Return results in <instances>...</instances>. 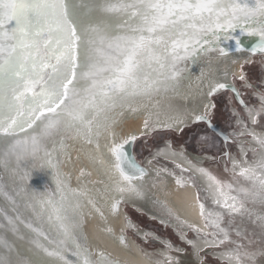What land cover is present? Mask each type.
<instances>
[{
	"label": "snow or ice",
	"instance_id": "obj_1",
	"mask_svg": "<svg viewBox=\"0 0 264 264\" xmlns=\"http://www.w3.org/2000/svg\"><path fill=\"white\" fill-rule=\"evenodd\" d=\"M96 7L104 13L127 17L124 26L128 27V33L101 34L97 28L83 26L76 0H0V133L23 132L37 121L43 129L37 136L16 140L12 148L17 156L35 155L40 150L41 139L54 131L63 132L67 137L73 133L81 135L99 147L102 131L114 123L107 113L117 106L118 100L131 101L150 95L176 81L182 76L177 67L181 61H195L201 53L218 51L220 56L227 55L224 48H218L222 43L219 33L235 31L241 22L251 35L259 38L252 51L264 52V0H102ZM91 33L98 38L96 51L100 58L85 57L83 62H78L80 43H97ZM240 79L243 81L245 77L242 75ZM246 87L254 86L246 84ZM219 90H230L239 97L236 88L226 82L211 84L208 94ZM253 95L257 97L258 107H249L243 99L239 102L247 119L256 125L258 119H264V88L254 90ZM205 119L206 114L195 116L197 121ZM240 123L245 130L239 134L251 136L261 153L258 160L246 166L233 161L234 169L239 168L236 174L251 182V189L240 191L264 201V135L247 131V124ZM145 127H148L147 121ZM135 139L129 136L110 148L112 167L124 182L117 184L116 190L120 193L137 192L133 181L147 175L126 149ZM241 150L247 155L243 147ZM256 151L252 149L253 153ZM55 166L58 171V162ZM200 171L207 176L209 186H215V203L233 213L243 209L244 205H237V197L230 194L231 185L225 193L220 181L205 170ZM63 185L58 176V189L63 190ZM32 200L41 219L47 215L49 221H55L52 238L44 237L54 247L43 249L56 258L52 264H107L104 253L93 257L78 242L81 238L76 227L78 205L68 196L62 195L56 200L41 195L32 196ZM112 207L113 211L118 210L119 202ZM200 210L205 216V225L215 230L213 235L221 237L218 243L231 242L229 231L221 226L222 215L206 212L203 204ZM258 219L264 223V217ZM33 231L38 232L39 225ZM69 249L75 260L67 259L65 253ZM225 256L229 264L233 261L245 264L253 258L252 253L241 251L240 247Z\"/></svg>",
	"mask_w": 264,
	"mask_h": 264
},
{
	"label": "bare ground",
	"instance_id": "obj_2",
	"mask_svg": "<svg viewBox=\"0 0 264 264\" xmlns=\"http://www.w3.org/2000/svg\"><path fill=\"white\" fill-rule=\"evenodd\" d=\"M101 2L102 0H76L83 26L97 28L101 34L105 32L111 35L127 34L129 29L124 26L127 17H118L98 10L96 5ZM90 35L93 39H97V43H80L77 49L78 62H83L85 57L100 58V53L96 51L98 38L95 33ZM241 35L253 36L249 29L244 32L237 30L236 33L228 36L232 41ZM229 39L226 40L229 41ZM263 55L264 53L252 55L245 52L228 55L229 60L232 59L234 64L227 66L222 73L228 78L230 73L239 77L241 62L237 58L244 59L245 57ZM195 62L199 64L197 59ZM47 72L50 73L51 70L49 69ZM211 78L201 70L195 78L190 79L187 74L180 79L184 86L192 83V88L186 97L187 102L183 105L196 106L193 116L188 112L182 120L175 116L167 117V114L162 115L160 113L167 107H175L173 102H178L177 100L156 102L157 104L149 101L150 103L141 109L133 108L131 105L128 108L124 107V104L117 103L119 106L107 113L108 116L112 117L114 123H110L107 130L102 131L98 138L99 147L96 146V143H88L81 135L73 133L71 137H67L63 132L54 131L52 135L44 136L41 139L40 150L35 155L17 156L12 148L16 140L37 136L43 130L40 127L41 122L37 121L31 128L26 127L23 132L17 130L13 135L0 133V169L2 172L0 173V264H52L56 259L43 250L44 248L51 250L54 247L44 237L52 238V234L56 231L55 221H49L47 215L43 216L42 219L37 215V206L33 202L32 196L40 197L43 195L45 198L53 197L60 200V189L57 187L58 176L64 181L63 187L70 193L69 199L78 205L76 227L81 237L78 242L82 243L92 253L93 257L98 254V251H104L120 264H158L156 261L144 258L132 241L128 242L130 243L128 245H121L118 242L116 235L120 234L119 230L125 228L123 213L120 209L121 206L116 211H113L112 207L117 201L130 205H142L144 196L150 192L148 189L154 188L151 187L154 184L148 178L150 177L149 169L151 172L161 171L163 181L159 186L160 188L157 189L161 198L172 206L180 220L197 228L203 227L197 189L187 177H181L186 174L183 164L180 165L172 161L177 167L181 166L178 171L181 173L179 176L175 175L176 172L173 170L168 171L167 167L160 169L158 164L152 160H147L146 164L138 161L146 169L147 175L140 180L133 181L137 187V192L120 193L116 190L117 184L124 182L112 167L113 157L110 148L114 143L122 142L129 136L147 133L152 128H169L177 132L183 126L195 121L196 115L206 114L210 109L207 93L209 86L213 84ZM228 78L223 82L232 84ZM45 79H47V75ZM69 87L72 86L69 85ZM79 91L80 88L77 87V92ZM200 103L201 105H198ZM144 109L154 117L147 122L148 128L142 122ZM132 112L136 113L134 117L127 119ZM159 113L161 116L156 118L157 115L154 114ZM45 115L50 114L45 113ZM45 153L50 154V156H46ZM168 154L172 153L168 152ZM241 155L244 160V153ZM57 162L58 171L55 166ZM83 162L85 163V171L90 175L89 180L92 181L95 178L97 180L94 185L90 184L91 182L86 184L88 188L86 187L85 190L87 191L82 189V179L75 177L77 167L82 166ZM178 180L180 183H177ZM69 213H71V209H69ZM105 223L112 230L110 234L106 232V228L104 229ZM29 224L32 227H28ZM38 225L39 231H33V228ZM65 255L69 260L76 259L72 255L71 249Z\"/></svg>",
	"mask_w": 264,
	"mask_h": 264
},
{
	"label": "rangeland",
	"instance_id": "obj_3",
	"mask_svg": "<svg viewBox=\"0 0 264 264\" xmlns=\"http://www.w3.org/2000/svg\"><path fill=\"white\" fill-rule=\"evenodd\" d=\"M241 28H244V31L249 29L241 22L235 30L241 31ZM229 31L233 32L231 29ZM229 31H221L219 33L222 43L218 44V48H221V45H227L228 43L226 42L231 41L229 39L230 36H228ZM224 33L227 35L225 36ZM226 39H229V41ZM245 58H237L241 62L239 65L240 76L237 77L235 74L230 73L228 78L222 73L227 66L234 64L232 59L229 60L228 55L220 56L218 51L201 53L196 58L199 64H196L197 62L192 59L181 61L178 64L177 67L181 71L182 76L176 81L168 83L167 86L160 87L159 90L151 92L150 95L136 97L137 99H133L135 102L133 100H123V103V101L119 100L117 103L120 105L124 104V107L129 108L131 105L133 108L141 109L150 102L157 104L161 101L177 100L178 102H173L175 103L173 104L175 107H167L160 113L162 115L167 114V117L175 116L179 120H182L188 112L193 116L196 106L183 105L187 102L186 97L189 94L188 91L192 88V83L184 86L180 79L187 74L190 76V79L192 77L195 78L202 70L206 75L212 77L213 84L223 82L228 78L237 87L242 99L249 107L253 105L258 107L257 97L253 95V91L264 88V55ZM242 75L245 77L243 81L240 79ZM246 84H251L254 87L248 88ZM188 87L189 89H187ZM208 93L207 97L210 102V109L206 114L218 129L226 132L231 137L232 142L224 144L203 122L192 121L177 132L169 128H152L147 133L135 136L133 153L137 161L145 163L147 160H152L158 164L160 169L167 167L168 171L173 170L176 172L175 175L179 176H181V173L178 172L181 166L177 167L173 164L174 162L180 165L183 164L185 169L191 167L186 162L183 153L192 162H197V159H199L200 162H197L198 167L192 171V174L188 171L181 177H187L195 186L199 185L198 188H201L198 192L200 205L203 204L205 206L206 212H218L222 215L223 220L221 226L229 231L231 242H226L223 245L219 244L218 240L221 237L213 235L215 230L205 225V216L202 217L203 227L199 228L187 226L179 222L169 211L166 204L160 201L158 196L153 195L152 192H147V195L144 196L142 205L138 206L140 210L129 203L119 202V206H121L124 212L125 228L119 230L120 234L118 236L116 235V237H118V242L121 245H128L130 244L128 242L132 241L144 258L159 262L160 264H229L225 254L237 247H240L241 251H247L253 254V258L245 261V264H264V223L258 219V217H264V201L259 197L253 199L249 195H246L245 192L240 191L241 188L251 189V182L239 177L236 174L239 168L234 169L233 165V161H237L246 166V164L258 160L261 155L258 145L255 144L251 136L247 134L241 136L239 134L245 130L240 121L247 124V131L255 132L257 135H264V119H258V123L253 125L247 119V113L244 108L236 102L232 94L228 91H217L212 95ZM118 104L117 106H119ZM198 105H201V103ZM142 113L144 116L142 122L145 125V122H149L153 115L145 109ZM160 113L154 114L157 115L156 118L161 116ZM135 114V112H132L127 119H131ZM242 147L247 152V155H244V160L241 155L243 153L241 150ZM252 149H257V151L253 153ZM168 152L172 154L169 155ZM226 153L228 155L227 158L225 156ZM101 161L104 163L103 160ZM84 164L83 162V167H77L75 175L76 178L83 180H81L83 190L86 187L88 188L87 183L89 184L91 182L90 184L94 185L97 181L96 178L92 181L89 180L90 175L85 171ZM201 169L220 181L225 186V193L229 192L227 186H232L230 194L237 197V205L241 203L244 205L240 212L233 213L230 209L222 206V204L215 203L217 198L215 186H209L210 181L200 171ZM161 174V171L156 170L149 177L151 183L154 184L151 187H154L153 189L155 191L162 182ZM66 190L64 187L63 190H59L61 196L70 195ZM228 203H232V201H228ZM184 227L188 229V232L185 234V243L179 235ZM105 228L108 234L112 232L106 223L104 224ZM138 232L145 233L144 237H140ZM186 243H189V245ZM191 246H193V252L197 259L199 258V250L204 247L203 252L200 253V262L193 256ZM99 253L106 255L107 264H120L108 253L98 251ZM232 264H235V262L233 261Z\"/></svg>",
	"mask_w": 264,
	"mask_h": 264
},
{
	"label": "water",
	"instance_id": "obj_4",
	"mask_svg": "<svg viewBox=\"0 0 264 264\" xmlns=\"http://www.w3.org/2000/svg\"><path fill=\"white\" fill-rule=\"evenodd\" d=\"M229 35H233L234 33L237 32V30L231 32L229 31ZM225 36L227 35L226 33H224ZM258 37L257 36H248V35H241L236 37L235 39H233L231 42H229L227 45H221V48H224L227 51V55H233L236 53H248V54H258V53H264L261 52L259 50L253 52L252 49L255 48L256 43L258 42ZM238 42H242L240 43V50H237V44ZM230 84V83H229ZM232 85V84H231ZM234 86V85H233ZM235 87V86H234ZM236 88V87H235ZM237 90V89H236ZM219 91H228L233 95V98L236 100V102L241 106L244 107L243 105L240 104V99H242L239 95V97H237V94L230 91V90H219ZM238 92V90H237ZM239 93V92H238ZM205 115V114H202ZM197 121V120H195ZM198 122H203L210 131H212L215 135H217L224 144L228 143V142H232V139L227 135L226 132L221 131L220 129H218L217 127H215V125L210 121L209 117L206 115V119L202 120V121H198ZM227 138V139H226ZM126 149L127 151L134 156L133 154V142L129 145H126ZM226 158L228 157L227 153L225 154ZM138 162V161H137ZM139 163V162H138ZM140 164V163H139ZM141 165V164H140ZM142 166V165H141ZM143 167V166H142ZM1 168V167H0ZM144 168V167H143ZM145 169V168H144ZM146 170V169H145ZM0 173L1 169H0ZM2 222V221H1Z\"/></svg>",
	"mask_w": 264,
	"mask_h": 264
},
{
	"label": "flooded vegetation",
	"instance_id": "obj_5",
	"mask_svg": "<svg viewBox=\"0 0 264 264\" xmlns=\"http://www.w3.org/2000/svg\"><path fill=\"white\" fill-rule=\"evenodd\" d=\"M183 156L185 157V159H186V162L188 163V164H190L191 165V167L190 168H187V169H185L186 170V172H188L189 171V173L190 174H192V171L195 169V168H197L198 167V163L197 162H200L199 161V159H197V162H192V160H190V158H188L184 153H183ZM149 169V168H148ZM149 173H150V176H151V174H152V172L150 171V169H149ZM162 175V174H161ZM149 178V177H148ZM161 179H162V181H163V175H162V177H161ZM161 185V183L158 185V187ZM199 186V185H198ZM198 186L196 185L195 187H197L196 189H197V194H198V192L200 191V187L198 188ZM157 187V188H158ZM160 188V187H159ZM158 188V189H159ZM158 189L155 191V189H148V191H150V192H152V194L153 195H157L158 196V198L160 199V201H162V202H164L165 204H166V206H167V208L169 209V211L173 214V216L175 217V219L176 220H178L179 222H182L181 220H180V218L175 214V212H174V209L172 208V206L166 201V200H164L163 198H161V195L159 194V191H158ZM198 202H199V200H198ZM132 206H134L135 208H137V209H139L140 210V208H138V204H136V205H132ZM199 206H200V202H199ZM121 209V211H122V213H123V219H124V212H123V209L122 208H120ZM199 212H200V210H199ZM200 216H201V214H200ZM202 217H204V216H202ZM202 217H201V219H202ZM203 221V220H202ZM184 225H187V226H191V225H189V224H187V223H185V222H182ZM124 225H125V221H124ZM188 229L186 228V227H184V228H182V232L179 234L180 236H181V238H182V241L184 242H186V237H185V234L188 232L187 231ZM138 235L140 236V237H144V235H145V233H143V232H138ZM129 241V240H128ZM184 242V243H185ZM186 244H188L189 245V243H186ZM191 248V251H192V253H193V256L197 259V257L194 255V250H193V246H191L190 247ZM203 250H204V247L201 249V250H199V258L197 259V261L198 262H200L201 261V257H200V253L201 252H203ZM170 256V255H169ZM200 259V260H199ZM158 264H160L159 262H158Z\"/></svg>",
	"mask_w": 264,
	"mask_h": 264
}]
</instances>
